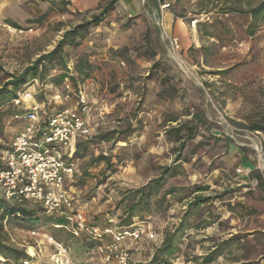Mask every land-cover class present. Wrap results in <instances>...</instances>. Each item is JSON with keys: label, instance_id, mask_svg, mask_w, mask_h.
<instances>
[{"label": "rangeland", "instance_id": "374dc122", "mask_svg": "<svg viewBox=\"0 0 264 264\" xmlns=\"http://www.w3.org/2000/svg\"><path fill=\"white\" fill-rule=\"evenodd\" d=\"M16 1L13 13L5 8L1 16L33 31L12 35L0 30V89L54 49L66 30L100 12L73 13L66 0ZM261 1L173 0L170 10L180 17L175 19L182 26L180 35L172 32L180 42L176 53L169 51L166 37L145 14L113 11L79 44L66 47L64 57L52 64L44 78L36 76L27 82L35 84L36 100L52 111L76 107L81 89L90 106L91 135L109 133L107 140H94L77 159V179L68 181L76 207L93 222L120 225L130 191L159 177L167 166H177L180 173L166 178L150 211L134 221L143 222L164 239L189 202L197 196L212 197L192 215L193 226L181 235L177 250L168 258L171 264H264V132L252 135L249 130L250 125L264 122V14L251 18L227 11L249 9ZM194 19L198 20L195 27ZM81 57L91 61L93 69L83 80L74 72L78 87L69 80L51 81L57 74L74 71ZM171 85L177 91L175 98L162 101L159 93ZM24 87L15 89V94ZM16 110L13 104L0 105V152L23 128L14 119ZM194 114L202 118L200 135L178 160V144L165 133L171 125L164 127L162 122L167 115L187 121ZM217 136L223 138L217 140ZM101 155L106 160L95 162ZM242 158L255 165L253 173L258 172L263 183H251L237 172ZM196 186L208 189L193 193ZM171 189L177 191L169 193ZM164 195V204L156 203ZM203 219L212 222L196 228ZM47 229L71 248L75 242L83 243L86 258L98 256L96 249L80 236L76 240L66 228L49 223ZM0 235L10 247H48L11 219L5 222L0 217ZM161 244L145 238L134 243L133 264H153ZM83 256L76 258L82 261Z\"/></svg>", "mask_w": 264, "mask_h": 264}, {"label": "built area", "instance_id": "2783aa9c", "mask_svg": "<svg viewBox=\"0 0 264 264\" xmlns=\"http://www.w3.org/2000/svg\"><path fill=\"white\" fill-rule=\"evenodd\" d=\"M159 14L156 26L168 41V49L176 53L180 49L177 37L164 29L163 13L171 8L173 0H156ZM197 19L192 20L193 27ZM0 30L12 35L32 32V27H22L4 19L0 14ZM12 103L22 112L14 115L23 128L14 135L9 148L0 152V199L22 206L28 203L39 204L48 214L65 219L56 228H66L73 235H84L95 241V249L105 264H133L129 244L142 239L163 242V237L152 231L143 222L130 226L117 227L92 222L86 213L76 207L75 197L68 189V181H73L78 174V160L72 155L80 137H89L92 127L89 123L90 106L84 92L80 89L76 107L54 111L48 119L42 116L43 104L36 100L35 84L25 86ZM258 135L260 131H250ZM260 146V147H259ZM256 146L259 167L263 158L262 142ZM260 149V150H259ZM262 168V167H261ZM239 174L245 173L238 167ZM31 236L42 238L53 248L50 261L40 260L30 255L20 264H79L61 239L47 230H29ZM4 261V258H0Z\"/></svg>", "mask_w": 264, "mask_h": 264}, {"label": "trees", "instance_id": "16d2710c", "mask_svg": "<svg viewBox=\"0 0 264 264\" xmlns=\"http://www.w3.org/2000/svg\"><path fill=\"white\" fill-rule=\"evenodd\" d=\"M105 3L101 4L98 9L100 12L91 16L90 19L83 21L74 25L72 28L66 30L59 40L57 45L50 52L41 55L38 57L30 66L25 68V70L17 76H12L10 80H8L0 89V105L3 104H13L12 100L15 98L16 94L14 92L15 89L20 87L21 85L26 86L27 82L34 77H42L49 69L52 68V64L64 57L65 48L69 46H75L79 44V40L84 39L93 29L99 27L101 23H103L109 14L116 9V4L118 0H104ZM68 2V1H66ZM228 12H237L240 14H247L251 18H257L259 16H263L264 14V0H262L257 6L251 7L249 9H237V8H229ZM248 33L252 34L253 31L248 29ZM156 54L152 53V57H155ZM159 66L157 62L154 67ZM93 69V64L87 58L81 57L76 64L74 65V71H65L64 73L57 74L52 77V82L61 83L65 80H69L75 86L78 87V80L74 76V72L78 74V76L83 80L90 76V73ZM168 77H166L167 80ZM78 91V89H76ZM169 93H168V92ZM175 86L171 85L167 89H164L159 93V98L162 101H165L167 98L171 100L175 98L176 93ZM38 91H36V96ZM40 102V101H39ZM41 103V102H40ZM13 106H15L13 104ZM17 110L14 115L22 112V109L15 106ZM54 111L50 110L43 104L42 116L44 119H48V117ZM190 115V114H186ZM182 117V116H181ZM176 125H173V123ZM202 124V118L197 114L193 116L192 119L187 121H180L179 115H167L163 122L162 126L166 127L171 125L168 129H165V133L167 139L170 142L178 144L177 146V158L180 160L182 151L188 146V143L195 139L199 134V128ZM130 128V126L128 127ZM130 130V129H127ZM249 130L251 131H260L264 132V122L255 123L250 125ZM210 133V130H208ZM212 133V132H211ZM214 134V133H212ZM109 133L96 134L91 135L89 137H80L77 141V147L72 157L75 159H79V157L84 156L89 147L93 144L94 140H107L109 137ZM223 137H215V139L219 140ZM205 141H201L203 144ZM231 142H227V146H230ZM186 160L188 159V154L184 157ZM105 156L101 155L98 157L95 162L99 163L105 161ZM87 172V171H85ZM180 172L178 171V167H170L167 166L163 168L161 175L155 179H152L148 183L143 186L130 191L128 198L130 199V203L126 206L124 211V217H121L120 225L117 227L130 226L136 221L135 218H142L144 212L150 211L153 204H155L152 199L158 197L159 192L164 187V182L167 177H174ZM78 175H75L74 182L76 181ZM256 178L257 184L260 185L262 182L261 175L257 172L254 174ZM208 186H196L194 192L207 190ZM177 190L171 189L169 193L176 192ZM166 196L164 195L161 199H156V203L164 204ZM212 197H202L197 196L193 199V201L189 202L186 210L184 211L179 223L170 233H167L164 236L163 242L160 247H158L153 254L151 259V263L153 264H171L169 261V257L173 256L175 251L178 248V244L181 239V235L190 227L193 226L191 223L192 215L194 212L199 209V207L211 200ZM169 206V205H168ZM3 212V214H2ZM0 217L1 220H5L8 222L9 219L17 222L20 226L24 228H28L29 230L34 229H42L47 230L49 227V223L55 227V224H63L65 223V219L55 214H48L44 211V209L39 204L28 203L20 206L18 209L14 208L11 203L4 199H0ZM6 215V217H4ZM212 221L208 220H200L196 223V228L206 227L210 225ZM56 228V227H55ZM50 232V231H49ZM83 239L86 241V244L94 247L95 241L89 239L84 236ZM4 258V261L0 260V264H10V262L14 264H20L23 259L29 257V254L26 250L18 249L15 247H10L5 244V241L1 239L0 235V258Z\"/></svg>", "mask_w": 264, "mask_h": 264}, {"label": "crops", "instance_id": "0c3cea01", "mask_svg": "<svg viewBox=\"0 0 264 264\" xmlns=\"http://www.w3.org/2000/svg\"><path fill=\"white\" fill-rule=\"evenodd\" d=\"M66 1H68L67 7L73 13H83V12L88 11L90 9L91 10L95 9V11H93V12H96V9L98 10L99 6L101 4L105 3L104 0H66ZM17 2L18 1H16V0H0L1 12L5 13V8H6V11L9 10L10 13H13V8ZM3 8H4V11H3ZM115 11L119 12V13H127L129 16H131L132 14L137 15V14L143 13L147 17H149L151 19L152 23H154V25H155L156 16L159 14V5H158V2L156 0H118V2L116 4ZM175 18L179 19L180 17L177 16L176 14H174V12H172L170 10V8L163 13L164 29L167 33H169L172 36L174 34L176 36L177 35L176 33H178L179 35L181 34L179 32H180L182 26L178 23V20H176ZM159 31H160V29H159ZM242 146H245V144H243ZM239 151H242V150H239ZM240 154L242 157L244 154L243 151ZM240 166L243 167V170L245 172L241 175L244 176L245 178H247L251 183H254L256 181V178L254 177V173H253V171L256 170L255 165L252 164V162H250L249 160L243 161V158H242V163L240 164ZM256 184H257V181H256ZM94 223H97V222L94 221ZM68 232L71 233L70 231H68ZM72 236L74 238H76V240L79 239V236H75L73 234H72ZM80 237L83 238L84 235H80ZM66 245L69 249L70 255L79 264H105L102 262L101 258L97 254V252H96V254L98 256H96V258L95 257L86 258L85 257L86 249L83 246V243H81V242H77V243L75 242L74 243L75 247H73V248H71L68 244H66ZM133 245H134V243L129 244L130 248H134V247H132ZM30 248L33 249V251H34L33 253L30 252V250H29ZM135 249H137V248H135ZM93 250H95V246L93 247ZM95 251H93L94 255H95ZM26 252L30 255H36L38 258H40V260L50 261L52 254H53V248L49 245H48V247L44 246L43 248H39V249H36L34 246H31L28 248V250H26ZM82 252H83V254H82ZM78 253H80V254H78ZM81 255H84L82 258L83 259L82 261H81V259L76 258L77 256L80 257ZM12 264H14V263H12Z\"/></svg>", "mask_w": 264, "mask_h": 264}, {"label": "bare ground", "instance_id": "6f19581e", "mask_svg": "<svg viewBox=\"0 0 264 264\" xmlns=\"http://www.w3.org/2000/svg\"><path fill=\"white\" fill-rule=\"evenodd\" d=\"M30 252H31V253H33V252H34L32 248H30Z\"/></svg>", "mask_w": 264, "mask_h": 264}]
</instances>
